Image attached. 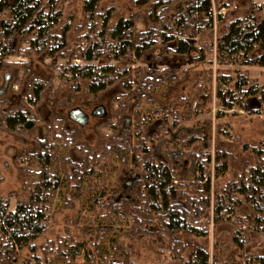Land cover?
I'll list each match as a JSON object with an SVG mask.
<instances>
[{
  "label": "rangeland",
  "instance_id": "rangeland-1",
  "mask_svg": "<svg viewBox=\"0 0 264 264\" xmlns=\"http://www.w3.org/2000/svg\"><path fill=\"white\" fill-rule=\"evenodd\" d=\"M191 2L152 0L139 5L136 0H101L99 12L111 13L109 27L123 18L133 22L135 42L146 34L155 40L141 56L128 52L118 59L106 48L99 59H81V52L102 41L92 29L98 31L102 19L89 17L85 0H58L62 17L54 32L66 30L67 45L55 54L32 48L26 36L0 38V197L9 201L11 211L29 199L39 180V152L48 153V162L60 176L46 206V231L33 241L35 249L3 248L0 264H27L37 256L53 264L127 259L134 264H183L199 245L209 251L210 264L216 252L218 264H257L256 257L264 255V234L252 230L244 201L218 219L213 206L214 193L234 178L219 173L218 148L232 158L244 144H264V65L255 58L252 63L228 57L220 61L218 54L219 39L230 24L259 10L264 0H212L211 25L199 16L183 28L180 14ZM167 26L171 42L160 32ZM184 39L190 49L179 53L176 44ZM73 64L110 65L119 73L110 76L113 85L94 94L85 88L84 79L71 74ZM240 80L247 81L246 89L257 87V94L241 92ZM99 106L106 108V116L93 115ZM75 108L89 115L88 124L69 118ZM18 113L33 119L35 128H9L6 117ZM133 156L138 164L165 161L181 178L176 183L183 180L193 195L201 194L196 191L201 178L211 180L212 204L201 219L209 229L206 235L181 232L179 241H173L159 230L158 219L141 224L133 220L135 209L128 202L136 199L133 191L142 179ZM62 159L70 163L64 165ZM197 159L202 173L195 169ZM188 225L197 226L191 221ZM239 232L244 247L235 238ZM81 241L86 250L80 255L62 256L64 244L71 250Z\"/></svg>",
  "mask_w": 264,
  "mask_h": 264
},
{
  "label": "trees",
  "instance_id": "trees-1",
  "mask_svg": "<svg viewBox=\"0 0 264 264\" xmlns=\"http://www.w3.org/2000/svg\"><path fill=\"white\" fill-rule=\"evenodd\" d=\"M136 1L139 5H147L152 0ZM100 2L101 0H85L84 9L89 17L95 20L99 16L102 19L103 25L98 31L92 28L93 32L102 38V41L94 42L86 51L81 52V59L86 62L99 59L106 51L103 49L106 48L110 49L108 52H113L118 59L126 56L128 52L141 56L143 50L156 44L155 40L147 38L149 36L145 37L147 34L141 38L142 41L135 42L134 25L130 20L121 18L114 27H109L111 13L101 14L99 12ZM182 14L181 26L183 28L189 25V19L199 16H202L203 23L211 25L213 21L212 0H192L180 15ZM61 17L62 10L59 8L58 0H0V38L6 40L15 35L26 36L32 48H42L55 54L67 45L66 30L61 34L54 32ZM164 30L160 31L163 39L171 42L174 39L169 31L171 27L167 26L166 31ZM175 48L179 53H186L190 49V42L187 39L180 40ZM258 51H260L259 54H257ZM218 54L220 61L228 57L234 61L241 59L252 63L255 58V61L264 65V3L259 10L237 18L230 24L219 39ZM0 55L3 54L0 53ZM69 71L73 76L84 79L85 88L94 94L113 85L115 82L110 80V76L119 73L114 66L104 64L85 66L73 64ZM247 84L246 80H240L237 88L241 92L256 95L257 87L251 86L246 89ZM5 121L7 126L14 130L21 128L31 131L35 128V121L27 118L24 113L8 115ZM244 145L241 153L233 155L232 158L230 157L232 154L225 151L223 147L218 148L216 152L217 166L221 170L219 173L231 174L234 178L226 180L222 187L214 193L215 218L231 214L234 209L242 207L244 201L250 210L246 218L252 225V230L264 234V144L252 147L246 146L248 144ZM128 152L131 153V150L129 149ZM47 154L39 152L35 157V162L39 165V180L35 183V188L28 200L17 203L15 210L11 211L9 201L0 197V255L3 254V248L6 251L35 249L33 241L46 231L45 221L48 217L46 206L60 183L59 173L54 172L57 167L48 162ZM133 157L137 165L139 162L135 156ZM62 161L64 165L70 163L68 160L62 159ZM197 161L194 162L195 169L202 173L204 167L200 160L197 159ZM138 167L142 177V188L138 186L133 191L136 199L128 202V207L132 206L135 209L132 217L136 223H154L155 219H158L159 230L172 237L173 241L175 239L179 241L177 238L181 232L189 231L199 236L207 234L209 229L203 226L201 219L206 208L212 204L210 179L201 178V187L196 190L201 194L193 195L187 190V183L182 182L183 180L176 183L181 178H178L176 169L171 168L165 161L146 159L142 164H138ZM1 179L0 175V183ZM177 198L186 204V208L178 203ZM189 221L196 223L197 226L189 227ZM241 234L243 232L235 236L238 241H240L238 238ZM238 243L240 247H244L242 241ZM64 245V249H61L62 256L67 259L80 255L81 250H86V244L83 241L72 245L74 248L72 247L71 250L67 249L68 244ZM214 257L213 263L218 264L219 254L216 252ZM256 259L257 264H264V255L257 256ZM27 264L53 263L49 259L37 256L34 261L27 262ZM68 264H72V261L69 260ZM105 264L134 263L127 259L122 262L109 261ZM183 264H210L209 251L199 245L192 253V257Z\"/></svg>",
  "mask_w": 264,
  "mask_h": 264
},
{
  "label": "water",
  "instance_id": "water-1",
  "mask_svg": "<svg viewBox=\"0 0 264 264\" xmlns=\"http://www.w3.org/2000/svg\"><path fill=\"white\" fill-rule=\"evenodd\" d=\"M106 114L107 111L104 106L97 107L93 112V115L98 117H104L106 116ZM69 118L82 126L88 124L89 122V115L80 108H75L71 110L69 113Z\"/></svg>",
  "mask_w": 264,
  "mask_h": 264
}]
</instances>
